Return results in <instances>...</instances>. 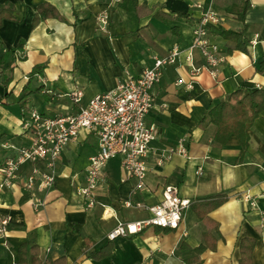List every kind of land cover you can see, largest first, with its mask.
<instances>
[{"label": "crops", "instance_id": "obj_1", "mask_svg": "<svg viewBox=\"0 0 264 264\" xmlns=\"http://www.w3.org/2000/svg\"><path fill=\"white\" fill-rule=\"evenodd\" d=\"M6 1L16 4L18 19L3 20L0 54L17 49L21 40L23 47L7 85L0 75V164L14 155L2 142L30 143L22 122L33 108L46 115L75 113L93 95L113 89L128 75H139L153 64L155 55H164L175 45L183 53L177 63L163 68L153 87L155 105L146 121L154 126L156 139L147 158L144 186L137 188L136 178H124L120 159L112 158L96 188L98 202L87 207L76 187L84 181L98 136L95 130L80 129L62 150L54 188L36 193L45 199L42 206L34 207L32 193L20 185L0 190V216L10 220L7 243L0 239V264L17 262L22 243L38 245L42 260L64 256L66 264H187L195 254L192 248L199 245L200 264H264V110L248 129L249 145L240 158L235 134L220 143L214 124L200 125L212 102L237 89L264 88V70L258 69L264 60V0H247V51L229 50L232 42L219 34L220 29L242 26L230 9L243 0H127L126 5L122 0H0V4ZM44 1L54 4L62 19L44 18L34 26L36 6ZM208 8L220 16L207 27L222 60L215 75L203 68L193 76L186 52L199 17ZM193 64L205 65L198 49ZM35 65L43 66L41 73L31 74ZM78 88L83 96L74 103L68 93ZM180 140L188 155L176 150ZM167 184L177 185L179 194L191 199L178 228L150 226L108 238L118 220L149 215L145 208L125 205L126 200L155 204ZM247 191L249 199L244 197ZM212 195L225 200L204 213L201 199ZM109 241V255L99 259L90 255Z\"/></svg>", "mask_w": 264, "mask_h": 264}, {"label": "built area", "instance_id": "obj_2", "mask_svg": "<svg viewBox=\"0 0 264 264\" xmlns=\"http://www.w3.org/2000/svg\"><path fill=\"white\" fill-rule=\"evenodd\" d=\"M100 19L103 24L106 23L105 16ZM218 21V13L208 8L203 10L193 29V43L186 52L193 76L203 68L214 75L218 72L222 56L218 45L210 39L207 27L209 22ZM196 49L205 60L203 66L193 64ZM182 53L183 49L175 45L168 53L155 55L153 64L145 67L139 75H128L113 89L93 95L75 113L46 115L37 107L33 108L22 122L23 129L30 134V143L24 146L10 141L1 143L2 147L14 151V155L7 156L0 164L3 174L0 190L20 185L32 193L34 207L42 206L45 199L36 193L54 188L62 150L82 128L95 130L98 136L97 150L89 157L84 181L76 187V192L86 198L87 207L98 202L96 188L103 179L104 167L112 158L120 159L124 178H136V187H143L148 171L147 158L156 139L154 126L146 121L147 114L155 105L153 87L160 81L163 68L177 63ZM81 90L78 88L68 93L72 102L81 101ZM176 150L188 155L184 140L179 141ZM166 157L168 154L162 156L160 162ZM202 171V167L197 170L199 174ZM249 196L247 191L244 197L249 199ZM124 204L145 208L149 215L133 221L118 220L108 233L109 239L135 234L150 226L178 228L183 213L191 205V199L181 196L177 185L167 184L162 190L161 200L155 204L146 205L131 200H126ZM9 227V217L0 216V239L4 244L7 243Z\"/></svg>", "mask_w": 264, "mask_h": 264}, {"label": "trees", "instance_id": "obj_3", "mask_svg": "<svg viewBox=\"0 0 264 264\" xmlns=\"http://www.w3.org/2000/svg\"><path fill=\"white\" fill-rule=\"evenodd\" d=\"M130 3L133 0H128ZM127 0H122L126 5ZM247 9V0H243L242 4H235L230 11L236 14L237 18L242 22V26L238 29H220L219 34L232 42L229 50L240 49L247 51L246 46V30L245 11ZM16 4L11 1H6L0 4V26L4 19H16ZM22 18V17H21ZM20 18V19H21ZM44 18L62 19L61 11L52 3L44 1L36 6L33 25L36 26ZM18 19V18H17ZM23 40L19 41L16 48H7L0 54V75H2V83L7 85L12 79V70L17 58H20L18 50L22 49ZM42 65H35L31 74L41 73ZM259 70H264V60L258 65ZM38 87L36 90H40ZM264 110V88H257L253 91H242L237 89L232 91L226 99H219L212 102L204 113L203 119L200 123L205 127L209 124L216 126L215 139L223 143L227 140L230 134H235L241 144V151L239 158L249 145L248 129L253 124L255 118ZM225 196L212 195L204 197L202 203L205 205L204 213L210 211L216 206L220 205ZM86 245L90 244V239L85 237ZM18 249V261L14 264H66L64 256L57 259L46 257L42 260L40 257L39 246L33 244L28 246L27 243H22ZM194 256L187 259V264H200L199 254L203 250V246L199 245L193 247ZM111 242H107L100 249L90 253L95 258H101L110 254Z\"/></svg>", "mask_w": 264, "mask_h": 264}]
</instances>
